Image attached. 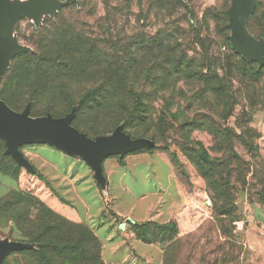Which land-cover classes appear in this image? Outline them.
<instances>
[{"label": "trees", "instance_id": "obj_1", "mask_svg": "<svg viewBox=\"0 0 264 264\" xmlns=\"http://www.w3.org/2000/svg\"><path fill=\"white\" fill-rule=\"evenodd\" d=\"M81 1L86 4V0ZM102 1L105 14L93 24L72 17L68 6L61 7L54 20L45 19L49 22L45 21L32 37L35 52L13 57L2 77L0 99L13 111H21L26 100L36 101L43 111L35 114L31 103L32 117L51 113L57 118L73 108L71 126L88 137L120 126L128 137L152 143L142 149L144 153H166L177 171L178 157L169 151L168 140H172L206 181L212 200V227H207L208 233L203 225L179 236L175 220L166 223L147 220L130 222V229L143 242L164 244L162 264H192V260H187L192 259L191 250L200 241H206V246H200L194 264L225 263L231 253L224 244L232 240L233 222L238 218L234 199L237 188L230 180L234 176L232 160L242 163L244 175L254 173L255 169L228 143L226 138L233 129L222 121L242 101L250 111L264 103V66L238 54L226 35L222 41H211L199 29L193 37L185 34L177 24L179 19H175L173 0ZM134 2L139 6L147 4V11L157 24L153 33L136 36L128 33ZM175 2L186 6L181 0ZM208 11H203L200 23H208ZM213 17L215 22H221L216 14ZM166 18L169 20L165 21ZM259 22L257 31L264 36V13ZM191 43L196 47H191ZM190 49L195 56L188 55ZM150 56L161 60L159 66L150 67L144 62ZM138 58V63L134 62ZM240 123L241 132L253 131ZM196 127L214 135L220 143L215 149L220 155L211 156L201 142L189 145L179 142L182 129L188 135ZM243 144L249 152L256 150L250 138ZM243 170H237L236 174L243 175ZM9 195L15 198L0 209L13 207L14 203L25 205L21 218L16 214L12 218L22 237L36 243L37 252L32 256L37 264H64L65 260L69 264H105L102 243L89 226L69 222L38 197L15 191ZM258 196L264 201V187ZM44 211L49 215L38 214ZM152 226L156 230H151ZM79 227L83 230L82 240L76 236L75 229ZM213 233L218 241L222 240L216 247L212 246ZM79 248L82 255L77 256ZM64 251L68 252L65 256Z\"/></svg>", "mask_w": 264, "mask_h": 264}, {"label": "rangeland", "instance_id": "obj_2", "mask_svg": "<svg viewBox=\"0 0 264 264\" xmlns=\"http://www.w3.org/2000/svg\"><path fill=\"white\" fill-rule=\"evenodd\" d=\"M16 1L26 2L28 0ZM58 1L63 4L54 14H41L38 17L32 15L21 16L11 19L7 23V36L10 40H15L22 50L8 58L7 66L0 74V89L1 86L3 87L2 77L8 70L13 57L20 53L35 52L32 37H35L37 30L42 27L45 21L46 23L49 22L45 19L54 20V16L60 11L61 7L68 6L67 11L73 13L72 17L82 18L91 24L95 22L98 16L101 17L105 14L102 0H86V4H83L81 0ZM173 1L175 3V19H179L177 24L185 34L193 37L194 32L199 29L201 35L208 36L211 41H222L225 39V35L229 39L231 0H181L183 4H186L185 7L179 5L175 0ZM241 2L242 13L249 8L250 10L243 14L240 20L246 36L240 34L239 38L254 45L252 48L255 49L256 54L264 57V36L259 35L257 31L258 24L260 25L262 20L259 22V17L264 13V0H241ZM83 5L84 7H81ZM205 9H209L207 24L203 21L202 23L199 22ZM85 12L90 15L85 16ZM215 14L218 18H221L220 23L213 20ZM168 20V18L165 19V21ZM156 27L157 24L154 23L152 14L147 11V4L139 6L134 2L128 21V33H132L134 36L140 33H153ZM190 45L196 47L195 43ZM224 48L223 46L222 49ZM188 55L195 56V51L188 50ZM129 61L133 63L132 59ZM138 61L139 58L134 62L138 63ZM160 61L150 56L146 57L144 62L148 66L154 67ZM260 65L264 66V63ZM153 73L151 75H154ZM234 84L237 85V83ZM31 103V99L26 100L21 111L28 108L30 115ZM32 104L36 109L35 114H38L37 111H43L42 105L36 106V101ZM0 105L8 107L1 99ZM8 108L10 109V107ZM243 110L244 113H242ZM73 111L72 108L57 118L70 115L69 123L71 125ZM245 114L251 117L248 118ZM41 115L53 116L51 113ZM248 119L250 120L248 121ZM240 122L244 123L245 128L250 127L253 131L241 132L238 126L241 125ZM222 123L229 129H233V133L226 138L228 143L246 163L249 162L251 167H254L255 171L254 173L250 171L244 175L242 163L232 160L234 176L230 180L234 181L233 185L235 189L237 188L234 192V199L238 218L233 222L232 240L224 244L225 248L231 253V257L225 263L220 264H264V201H261L258 196L261 188L264 187V103L257 105L255 109L250 111L247 104L242 101L235 106L233 114L225 118ZM90 138L101 143L104 141L115 142L117 147L139 139L125 135L120 126H115L112 131L99 133ZM249 138L256 145V150L253 153L247 151L243 144ZM179 139V142H183L185 145L201 142L208 148L211 156L220 155L215 150L220 143L212 133L202 128H192L188 135L187 133L184 134L182 129L179 133ZM138 141L142 143L123 155L119 152L104 157L103 168L100 165L99 171L96 172L84 155L72 153L56 143H20L18 144L20 158L16 159L7 151L5 139L0 137V206L5 205L7 201H13L15 196H7V193L11 191L29 194L38 197L47 208L58 210L57 212L69 222L89 226L95 234L97 233L96 235L101 243L105 244L106 251L104 255L107 260H116L125 253L133 251L137 253L143 251L146 256L156 258L151 244L134 238L125 242V237L119 230L121 220L124 221L123 224H126L130 220L129 218L138 219L145 216L149 204L162 197L167 198L162 192L163 190L173 192L176 188V180L170 176L171 166L165 161L167 154L144 153L142 149L149 148L151 142L147 139H139ZM171 141L168 140V143H170L169 151L175 152L178 157V161H176L177 171L173 167L176 172L175 175L185 191L193 199L200 202V208L198 209L200 210V224L193 231L206 225L205 232L208 233L207 227H212L210 225L213 222V210L206 181L177 145L172 144ZM195 147L197 148V146ZM132 151L138 152L130 153ZM124 156H126V164L121 165L115 158ZM237 170H243V175H237ZM4 173H11L13 176L10 177ZM236 177L237 182H235ZM242 179L244 183H242ZM24 206L14 203L13 207L0 209V264H37L32 256L37 252L36 243L22 237L12 218L15 214L21 218L20 215ZM38 214L41 216L49 215L47 211ZM152 227L151 230H156L155 227ZM75 230L78 232H76L77 238L82 240V228L79 227ZM218 240L216 234L213 233V247L222 242V240ZM118 241H123L120 251L108 253L109 246ZM201 245L205 247L206 241L198 242L196 248L191 250L193 252L192 259L190 258L187 262L192 260V264H194L193 259L196 261L198 258L197 252L200 250ZM67 253V251H64L63 255L65 256ZM75 253L77 256L82 255V248L76 249ZM135 261L137 264H143V260L138 258ZM63 263L69 264L66 260ZM76 264H80V262Z\"/></svg>", "mask_w": 264, "mask_h": 264}, {"label": "water", "instance_id": "obj_3", "mask_svg": "<svg viewBox=\"0 0 264 264\" xmlns=\"http://www.w3.org/2000/svg\"><path fill=\"white\" fill-rule=\"evenodd\" d=\"M58 0H31L27 4L14 3L8 5L7 0H0V74L7 66L8 58L21 51L15 40H10L7 36V23L4 16L9 15L11 19L21 16H35L41 14H54L62 5ZM241 0H231L229 8L230 34L229 40L232 48L242 57L249 61L264 63V57L256 54L252 44L241 40L239 35L246 36L241 26V18L250 8L242 13ZM70 115L64 118H55L50 115L32 117L28 108L21 112L10 110L4 105H0V137L5 139L7 151L16 159L20 158L18 144L24 142L56 143L72 153H79L85 156L95 171H99L101 161L104 157L126 153L139 144L141 141H130L121 147H117L115 142H98L79 132L70 125ZM141 140V139H140ZM152 145V143L150 144ZM122 148V149H121ZM1 256V254H0ZM1 260V259H0Z\"/></svg>", "mask_w": 264, "mask_h": 264}, {"label": "crops", "instance_id": "obj_4", "mask_svg": "<svg viewBox=\"0 0 264 264\" xmlns=\"http://www.w3.org/2000/svg\"><path fill=\"white\" fill-rule=\"evenodd\" d=\"M30 1L31 0H28L26 2H21V1H16V0H7V3L8 5H12L16 2L21 3V4H27ZM4 20H5V23H7L9 22V20H11V17L9 15H6L4 16ZM115 159L121 165L126 164V156L118 157ZM165 161L166 163H169L171 166L170 176H172V178L174 177V179L176 180V183H175L176 188L174 189L173 192H170L168 190H163L162 192H164L167 198L162 197L160 199H157L153 203L149 204L146 209L145 216L138 218V219L129 218L130 220L127 221L126 224H123L124 222L123 220L119 222L120 224L119 230H120V233L125 237L124 238L125 242L127 240H132L133 238L136 240H139L136 238L133 231L130 229V225H129L130 222L133 223V222H142V221L152 220V221H157L160 223H166L171 220H175L177 222L179 236L195 230L200 224V210H198L200 208L199 200L193 199L191 195L187 191H185L183 185L177 179L174 173L171 161L167 155H166ZM102 162L103 160L101 161V166H102ZM122 244H123V241L122 242L118 241V242L113 243L112 245L109 246L108 253L119 252L122 247ZM147 244L152 245L156 258H154L153 256H149V257L146 256L143 251L138 252V253L133 251V252L125 253L123 256L116 258V260H107L104 255L106 250H105V244L103 242H102L101 256L105 264H137L135 261V259L137 258L139 260H143V264H162L164 244L159 243V242H152V243H147Z\"/></svg>", "mask_w": 264, "mask_h": 264}]
</instances>
